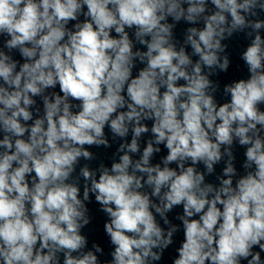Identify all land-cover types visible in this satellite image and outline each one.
Masks as SVG:
<instances>
[{
  "label": "clouds",
  "instance_id": "clouds-1",
  "mask_svg": "<svg viewBox=\"0 0 264 264\" xmlns=\"http://www.w3.org/2000/svg\"><path fill=\"white\" fill-rule=\"evenodd\" d=\"M260 13L264 0H0V264H61V254L62 264H101L103 248L86 250L81 234L90 194L108 216L105 264L161 261L179 230L167 214L180 205L184 240L172 264H264ZM181 20L193 26L177 48ZM238 32L250 38L241 54L250 75L226 84L230 101L218 105L210 76L228 70L222 41ZM137 62L145 66L133 76ZM106 126L124 140L118 161L74 176L81 158L95 159L91 146H111ZM234 142L246 149L244 175ZM161 144L167 155L152 164ZM222 160L219 185L206 182Z\"/></svg>",
  "mask_w": 264,
  "mask_h": 264
}]
</instances>
